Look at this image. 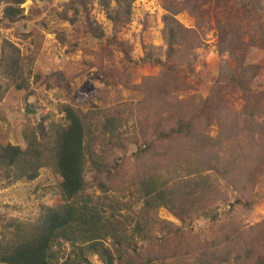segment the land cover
Returning a JSON list of instances; mask_svg holds the SVG:
<instances>
[{"label":"trees","instance_id":"1","mask_svg":"<svg viewBox=\"0 0 264 264\" xmlns=\"http://www.w3.org/2000/svg\"><path fill=\"white\" fill-rule=\"evenodd\" d=\"M88 1L92 0H69L67 10L58 17L70 25L84 20L80 24L85 32L101 39L103 32L80 16ZM23 2L0 0V20H22ZM98 2L113 26L130 22L133 0ZM239 2L253 20L264 12V0ZM164 4L162 40L169 61L166 69L191 73L201 46L200 35L207 30L204 23L210 15L201 12V4L175 6L168 0ZM183 10L194 16L193 28H185L176 19ZM216 30L221 43L227 46L219 48V53H232V47H240L239 29L232 31L228 24L226 30V25L218 24ZM235 61L241 63L238 79L232 75L227 79L240 92L252 94L250 105L253 110L255 103L260 105L262 122L257 118L249 123L243 119L221 121L218 135L210 137L198 130L199 117L186 114L173 123H149L152 132L143 126L139 137H127L123 112L102 114L100 119L65 105L64 124L48 129L38 124L23 131V149L0 144V170L13 171L17 179L32 181L39 169L51 166L60 176L61 200L43 208L33 222L0 223V264H93V256L102 264H264V222L247 228L237 216L216 225L217 216L213 215L215 206L227 201L221 188L234 193L231 206L248 209L252 191L264 176V97L261 103L246 88L242 52ZM22 66L18 48L2 40L0 76L5 83L0 82V100L10 87L17 91L28 88ZM177 139L188 140L190 147L176 150V141L181 143ZM128 143L136 147L132 161L140 164L132 182L124 179L125 171L118 164L124 153L116 155L123 149L126 153ZM125 184L129 185L125 188ZM130 186L133 192L125 202L110 196ZM93 189L100 194L94 196ZM160 209L180 224L160 220ZM200 218L209 220L205 232L183 231ZM63 245L68 246L67 254Z\"/></svg>","mask_w":264,"mask_h":264},{"label":"rangeland","instance_id":"2","mask_svg":"<svg viewBox=\"0 0 264 264\" xmlns=\"http://www.w3.org/2000/svg\"><path fill=\"white\" fill-rule=\"evenodd\" d=\"M68 4L69 0H24L20 6L22 20L15 23L0 20V44L5 39L18 48L28 83L26 90L10 87L0 100L1 145L9 143L23 149L24 130L36 128L38 124L45 129L64 124L65 105L100 119L102 114L123 112V131L127 137H139L143 126L152 132L149 123H173L186 114L199 117L198 130L210 137L218 135L221 121L243 119L249 123L257 118L262 122L260 105L255 103L254 110L250 105L252 94L240 92L227 78L232 75L238 79L241 63L235 59L242 52L245 61L241 66L246 67L248 79L246 88L263 103L264 12H259L260 17L253 20L240 8L239 0H168L169 5L175 6L201 4V12L210 15L204 23L207 30L200 35L201 46L192 72L174 73L166 69L169 61L164 56V0H133L130 22L122 26H113L107 20L98 0L88 1L80 16L103 32L101 39L85 32L80 24L84 20L70 25L58 17L67 10ZM224 12L228 13L227 22ZM1 16L2 7L0 19ZM176 19L185 28L194 27L195 18L186 10ZM218 24L226 25V30L228 24L232 31L240 30V47H232V53L227 50L219 53V48L223 50L227 46L218 37ZM0 82L5 83L1 76ZM177 140L181 141H176L178 151L187 150L191 145L186 139ZM128 144L126 153L123 149L116 155L124 153L118 164L125 171L124 179L132 182L140 164L132 161L136 147ZM15 176L13 171L0 170V223L33 222L43 208L61 203L60 176L53 167H42L32 181ZM126 185L129 184L123 187ZM132 188L120 193L114 191L110 196L114 201L125 202ZM221 190L227 201L215 206L216 225L238 217L247 228L264 222V176L252 191L248 209L231 206L234 193L225 187ZM91 192L94 196L100 194L96 189ZM157 216L180 224L165 209L158 210ZM208 226L209 220L200 218L183 231L195 234L205 232ZM62 249L65 254L69 251L67 245ZM91 261L102 264L96 256Z\"/></svg>","mask_w":264,"mask_h":264}]
</instances>
